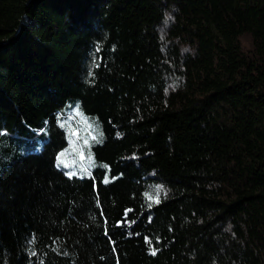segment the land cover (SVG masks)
Returning a JSON list of instances; mask_svg holds the SVG:
<instances>
[{
    "label": "trees",
    "instance_id": "16d2710c",
    "mask_svg": "<svg viewBox=\"0 0 264 264\" xmlns=\"http://www.w3.org/2000/svg\"><path fill=\"white\" fill-rule=\"evenodd\" d=\"M0 264H264V0H0Z\"/></svg>",
    "mask_w": 264,
    "mask_h": 264
},
{
    "label": "rangeland",
    "instance_id": "374dc122",
    "mask_svg": "<svg viewBox=\"0 0 264 264\" xmlns=\"http://www.w3.org/2000/svg\"><path fill=\"white\" fill-rule=\"evenodd\" d=\"M169 86H172V81H169L168 83ZM74 108V107H73ZM66 151V152H64ZM64 152V157L62 159L69 165L68 167H65L63 164H58L57 158L60 156L61 153ZM77 153L79 160L76 159L75 154ZM56 163L58 165H62L65 167V170L67 173L70 172H75L78 174L84 173L85 170H88L89 166H91V158L89 155H83L82 150L73 148L72 150L70 149H63L60 152H58L56 156Z\"/></svg>",
    "mask_w": 264,
    "mask_h": 264
},
{
    "label": "snow or ice",
    "instance_id": "6c2138e0",
    "mask_svg": "<svg viewBox=\"0 0 264 264\" xmlns=\"http://www.w3.org/2000/svg\"><path fill=\"white\" fill-rule=\"evenodd\" d=\"M85 143H87V141H85ZM64 155H65L64 153H61L60 156L57 158L58 164H63L65 167H68L69 165L62 159V157H64ZM75 174H76L75 172L68 173L69 176H73ZM152 254L155 255V250H153V253Z\"/></svg>",
    "mask_w": 264,
    "mask_h": 264
}]
</instances>
